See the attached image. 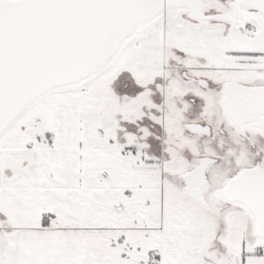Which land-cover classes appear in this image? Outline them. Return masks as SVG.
Segmentation results:
<instances>
[{"label": "snow or ice", "instance_id": "1", "mask_svg": "<svg viewBox=\"0 0 264 264\" xmlns=\"http://www.w3.org/2000/svg\"><path fill=\"white\" fill-rule=\"evenodd\" d=\"M0 264H264V0H0Z\"/></svg>", "mask_w": 264, "mask_h": 264}]
</instances>
